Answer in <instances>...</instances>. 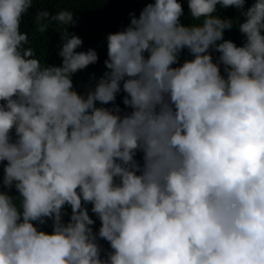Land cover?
<instances>
[{"label":"clouds","instance_id":"obj_1","mask_svg":"<svg viewBox=\"0 0 264 264\" xmlns=\"http://www.w3.org/2000/svg\"><path fill=\"white\" fill-rule=\"evenodd\" d=\"M32 5L0 0V264H264V0H187L191 24L152 0L106 35L86 92L73 76L99 57L73 11L37 12L63 26L45 64Z\"/></svg>","mask_w":264,"mask_h":264},{"label":"trees","instance_id":"obj_2","mask_svg":"<svg viewBox=\"0 0 264 264\" xmlns=\"http://www.w3.org/2000/svg\"><path fill=\"white\" fill-rule=\"evenodd\" d=\"M149 2L152 0H33L32 7L23 15L21 31L28 33L30 45L45 64L58 65L60 58L57 52L63 26L55 21H41V24H47V31L41 32L35 23V16L41 10H47L50 15L61 10L73 11L75 24L68 26L67 30L82 39V47L78 51L91 47L97 51L99 57L96 64L88 66L73 76L74 87L80 92H86L106 71L104 65V60L107 58L106 35L123 29L129 23V13L135 12L138 16L142 8ZM179 2L184 9L182 22L185 24L194 23L195 21L191 19L188 12L187 0H179ZM254 2L255 0H246L245 7L247 8ZM216 14L221 18L235 20L239 16V10L231 6L228 8L217 6ZM239 22H243V17H240ZM224 39L232 40L237 46H242L244 41L237 24H234L230 30H225ZM217 55L218 53H213L214 58ZM185 58L191 59L187 50L181 54V62ZM122 95L117 97V103H121ZM121 107H123L122 104ZM2 176L3 162H0V179ZM0 190L3 189L0 188ZM10 194L16 195L15 190L12 189ZM67 211L70 213V208ZM93 218L95 219V217ZM66 219L67 216H65ZM43 227L44 230L51 231V221L49 220L48 224ZM98 227L99 221L96 220L94 229L98 230ZM99 242L103 248H108L106 241L100 240Z\"/></svg>","mask_w":264,"mask_h":264}]
</instances>
